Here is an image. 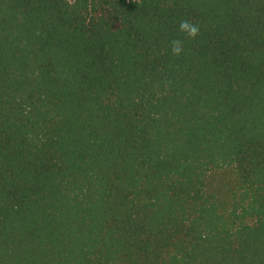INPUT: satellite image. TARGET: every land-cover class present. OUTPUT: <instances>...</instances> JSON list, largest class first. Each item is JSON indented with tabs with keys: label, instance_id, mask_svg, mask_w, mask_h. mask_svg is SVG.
Instances as JSON below:
<instances>
[{
	"label": "trees",
	"instance_id": "1",
	"mask_svg": "<svg viewBox=\"0 0 264 264\" xmlns=\"http://www.w3.org/2000/svg\"><path fill=\"white\" fill-rule=\"evenodd\" d=\"M0 264H264V0H0Z\"/></svg>",
	"mask_w": 264,
	"mask_h": 264
},
{
	"label": "clouds",
	"instance_id": "2",
	"mask_svg": "<svg viewBox=\"0 0 264 264\" xmlns=\"http://www.w3.org/2000/svg\"><path fill=\"white\" fill-rule=\"evenodd\" d=\"M179 31L188 39H196L200 34L199 26L189 20H182L179 23ZM171 52L175 56H180L184 52V40L174 38L171 40Z\"/></svg>",
	"mask_w": 264,
	"mask_h": 264
}]
</instances>
